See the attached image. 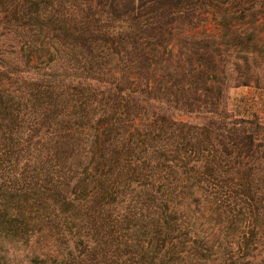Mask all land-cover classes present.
I'll use <instances>...</instances> for the list:
<instances>
[{
  "label": "trees",
  "instance_id": "1",
  "mask_svg": "<svg viewBox=\"0 0 264 264\" xmlns=\"http://www.w3.org/2000/svg\"><path fill=\"white\" fill-rule=\"evenodd\" d=\"M0 53V264H264V0H0Z\"/></svg>",
  "mask_w": 264,
  "mask_h": 264
},
{
  "label": "rangeland",
  "instance_id": "2",
  "mask_svg": "<svg viewBox=\"0 0 264 264\" xmlns=\"http://www.w3.org/2000/svg\"><path fill=\"white\" fill-rule=\"evenodd\" d=\"M9 56L7 53H0V60H2L0 63H2L0 65V69L5 72L7 71V65H9L10 63V59H8ZM8 81L6 80L4 82V84H7ZM248 94L254 95L256 96L257 99H261L263 98L262 96V92H256V91H250L248 88H238V89H231L229 91V95L230 97L235 100L238 99L240 97L246 96ZM262 96V97H261ZM18 256H17V260L20 261V263L22 262L23 264L27 263V253L25 252V249H18Z\"/></svg>",
  "mask_w": 264,
  "mask_h": 264
}]
</instances>
